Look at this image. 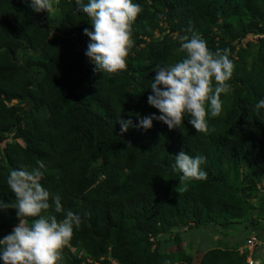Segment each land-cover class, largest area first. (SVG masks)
<instances>
[{
	"label": "trees",
	"instance_id": "obj_1",
	"mask_svg": "<svg viewBox=\"0 0 264 264\" xmlns=\"http://www.w3.org/2000/svg\"><path fill=\"white\" fill-rule=\"evenodd\" d=\"M133 2L142 11L127 68L97 74L85 55L92 26L76 0H59L56 15L0 0V199H15L11 170L44 163L41 183L64 209L54 214L82 218L59 264H192L191 254L173 262L167 248L183 229L206 225L264 241V108L255 109L264 100V0ZM192 32L212 51L229 48L235 65L220 116L207 117L215 131L198 133L186 116L181 129L154 120L121 133L119 117L159 115L148 104L153 70L180 59L179 38ZM252 34L261 38L242 43ZM181 150L207 158L206 179L180 182L172 166ZM17 223L16 209H0V239ZM245 259L215 247L198 264Z\"/></svg>",
	"mask_w": 264,
	"mask_h": 264
},
{
	"label": "clouds",
	"instance_id": "obj_2",
	"mask_svg": "<svg viewBox=\"0 0 264 264\" xmlns=\"http://www.w3.org/2000/svg\"><path fill=\"white\" fill-rule=\"evenodd\" d=\"M24 2L35 12L46 10L51 14L59 0ZM76 4L87 14L92 26L91 30L84 28L83 31L91 41L85 55L94 64L93 72L113 74L125 70L127 57L134 46L132 26L142 11L141 6L133 0H87L86 3L76 0ZM188 31L191 32V29ZM177 53L184 55L172 64H157L153 70L155 76L151 79L148 104L157 109L159 115L141 116L136 112L130 113L127 120L119 117L121 133L127 132L130 127L148 130L153 127L154 120L163 122L169 130L181 129L186 116L198 133L215 131L209 128L207 117L220 116L221 94L226 95L230 91L228 81L232 79L235 67L229 58L230 49L212 51L205 39L192 32L191 37L183 35L179 38ZM262 108L264 100L255 105L257 110ZM132 115L136 116L138 124L133 123ZM206 159L203 155L191 156L181 150L175 155L172 167L182 173L181 183L204 180L207 173L201 166ZM36 165L31 170L13 169L7 176V185L15 199L9 202L0 199V209H16L18 223L0 239V260L3 264H59L62 250L70 244L74 229L82 225L81 216L71 210L62 219L54 214L64 212L61 198L59 195L51 196L41 183L44 163L36 161ZM25 218L34 219L29 223ZM243 245L240 252H245L247 257ZM254 250L251 254L253 258ZM74 253L80 254L76 249Z\"/></svg>",
	"mask_w": 264,
	"mask_h": 264
},
{
	"label": "crops",
	"instance_id": "obj_3",
	"mask_svg": "<svg viewBox=\"0 0 264 264\" xmlns=\"http://www.w3.org/2000/svg\"><path fill=\"white\" fill-rule=\"evenodd\" d=\"M256 216V215H255ZM205 227V231H209L207 237H190L189 232L193 229H198L199 227H192L187 230V237H183L182 233L180 236V243L171 245L167 248V252L172 257L173 262L180 261L184 254H191L193 256L192 264H198L199 259L203 252L210 248L220 247V248H234L236 247L239 252L244 243V235L240 234V237H236L234 235H221L216 233L210 225L203 226ZM207 229V230H206ZM233 229V227L231 228ZM230 229V230H231ZM242 229V228H241ZM183 231H185L183 229ZM204 232H202L204 234ZM201 242L205 245H201ZM262 247V248H261ZM180 250L178 253L177 250ZM254 258L258 261V263L264 261V241H260L258 246L255 248L253 253Z\"/></svg>",
	"mask_w": 264,
	"mask_h": 264
},
{
	"label": "rangeland",
	"instance_id": "obj_4",
	"mask_svg": "<svg viewBox=\"0 0 264 264\" xmlns=\"http://www.w3.org/2000/svg\"><path fill=\"white\" fill-rule=\"evenodd\" d=\"M57 13H58V10L54 6V11L51 13V15H56ZM258 38H261V35H260V37H259L258 34L247 35V37H245L242 40V43L245 44L247 41H251L252 42L254 40H257ZM260 184H261V188L264 190V179L261 180ZM204 230H205V227H203V226L199 227L198 229L197 228L196 229H193L192 231L189 232V236L190 237H196L197 236L198 238L201 237V236L202 237H204V236L207 237V234L209 233V231H205L204 232ZM202 232H204V234ZM181 233L183 234L182 235L183 237H187V231H181ZM201 245H205V243L203 244V242H201L200 246ZM177 252L179 253L180 250L178 249Z\"/></svg>",
	"mask_w": 264,
	"mask_h": 264
},
{
	"label": "built area",
	"instance_id": "obj_5",
	"mask_svg": "<svg viewBox=\"0 0 264 264\" xmlns=\"http://www.w3.org/2000/svg\"><path fill=\"white\" fill-rule=\"evenodd\" d=\"M258 243L257 236L251 233L247 236L246 241L243 245L244 250L247 252L246 264H257V261L251 256L254 248Z\"/></svg>",
	"mask_w": 264,
	"mask_h": 264
}]
</instances>
